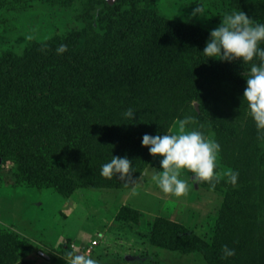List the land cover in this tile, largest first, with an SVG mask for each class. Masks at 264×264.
I'll use <instances>...</instances> for the list:
<instances>
[{
    "label": "rangeland",
    "instance_id": "374dc122",
    "mask_svg": "<svg viewBox=\"0 0 264 264\" xmlns=\"http://www.w3.org/2000/svg\"><path fill=\"white\" fill-rule=\"evenodd\" d=\"M197 2L206 15L190 16ZM138 7L185 29L204 32L205 44L226 12L243 10L253 22H264L262 0H115L111 4L106 0H0V59L12 56L14 73L28 78L38 50L61 44L70 52L102 47ZM140 35L137 52L170 62L160 74L163 88L126 80L125 52L118 54L116 65L96 74L94 95L72 71L51 63L47 68L57 74L62 88L55 99L81 90L77 102L63 100L54 106L65 112L70 124L85 122L82 113L87 111L86 122L91 118L113 126L125 118L126 111L116 97L135 89L131 107L133 116L145 120L136 126L142 133L176 132L179 121L191 116L186 128H197L219 142L214 176L194 183L188 171L182 170L181 178L189 183L187 192L179 196L165 193L154 179L161 167L160 154L152 155L148 162H133L138 181L126 184L118 176H102L101 165L112 154L127 155L122 147L98 134L89 141L74 138L62 147L50 145L41 139L38 129H28L40 114L23 110L37 102L9 90L0 80V130L21 146H9L13 151H7L8 158L0 162V264H68L69 250L90 255L99 264H212L193 246L212 241L235 172L237 177L251 175L264 182V129L257 128L243 99L248 67L237 64L228 72L198 71L180 56L182 50L174 38ZM167 73L169 78L176 77L175 85L169 86L174 109L169 108L168 114ZM205 95L210 100L207 117L202 115ZM175 110L179 115L173 118ZM244 129L248 130L245 136ZM132 140L136 144L137 138ZM243 140L256 142L255 155L254 145L241 143ZM30 149L45 156L49 167L59 161L66 164L61 191L38 185L28 164L19 163V157ZM258 214V222L264 225V211ZM176 230H185L187 236L175 239Z\"/></svg>",
    "mask_w": 264,
    "mask_h": 264
},
{
    "label": "trees",
    "instance_id": "16d2710c",
    "mask_svg": "<svg viewBox=\"0 0 264 264\" xmlns=\"http://www.w3.org/2000/svg\"><path fill=\"white\" fill-rule=\"evenodd\" d=\"M102 1L105 2V0ZM117 1L123 3L124 0ZM262 1L264 2V0ZM140 34L161 35L168 39L174 38L181 47L182 55L180 56L191 61L192 68L198 71L228 72L232 69L233 65L245 64L246 67H249L252 62H256L255 58L253 61L244 62L241 58H236L233 61H219L214 57H207L202 53L206 37L204 32L185 29L176 23L165 20L157 13L149 11L145 7H138V9L134 10L133 16L129 15L121 21L118 29L102 47L70 52L68 50L57 51L58 47L50 45L38 50L32 61L31 74L28 78L21 79L17 77L11 66L13 61L12 56L9 54L4 55L0 59V80L9 90L19 91L28 100L37 102L36 104L25 106L23 110L24 113L35 112L40 114V118L31 122L28 129L31 128L34 131L38 129V134L42 137L41 139H45L50 145L62 147V145L70 142L71 139L82 138L88 140L94 134H98L109 142L122 147L133 162H148L152 154L148 152L147 146L141 144L144 133H142L140 127H138L139 129L136 127L142 125L145 120H142L138 115L136 117L125 115V118L122 117L121 122L115 123L112 126L104 123L103 120H93L91 118L86 122L87 111H85L82 113L85 122L70 124L67 121L65 112L59 111L55 106L58 102H64L63 100L71 101L70 103L77 102L81 90L72 92L70 95H65L60 99H55L57 95L54 94L60 91L59 88H62L58 84L59 79L57 78V74L47 68L48 64L58 63L60 68L72 71L76 79H82L93 93L96 92L94 85L98 83L96 81V74H104L107 69L116 65L115 61L118 59V54L125 52L127 56L122 63H124L127 71L126 80L146 86L157 84L158 88H163L164 82L161 81L160 74H162L166 66L167 68L169 67L170 62L154 60L152 56L145 54L143 50V52H137L136 48ZM169 73L172 74V71ZM169 73H167V114L169 108L171 110L174 109L168 92L175 85L174 80L176 78L173 76L169 78V75H171ZM170 85L172 86L169 87ZM135 94L137 92L134 89L132 94L121 93L116 99L121 101L122 107L125 106L128 109L136 99ZM153 97V94H150L148 99L152 101ZM204 99L203 103L205 105L202 115L207 117L209 115L210 100L206 95ZM174 107L175 109L177 108L175 104ZM175 111H170V114L173 112L171 114L173 118L179 115V112ZM212 113L215 114V110ZM98 114L101 115L100 112ZM169 123V119L167 123H164L166 124L164 131ZM247 132L248 130L244 129L242 135H247ZM134 138H137L136 144L132 142ZM241 143L254 145L253 155L256 154V142H245L243 140ZM15 145H17L15 140L9 138L5 134L4 129H1V160L8 158L7 153L9 152L7 151H13L11 148L9 149V146H12L14 149L20 146L17 145L15 147ZM24 146L29 147L26 143ZM18 161L20 164L21 161L26 163V165L28 164L32 179L38 185L56 188L61 191L62 183L64 184L61 181H66V164L63 166L64 163L59 161L55 162V166L50 165L49 167L47 158L36 154L35 151L31 152V149L24 152ZM233 165L236 164L233 163ZM237 176L235 172L234 178L229 183L230 186L225 195L223 210L212 241L210 243L199 242V246L194 245L193 249L200 250L207 261L212 264H264V225L258 222V213L262 210L264 211V182L259 179L256 181L255 176L251 175ZM58 181L60 184L57 183ZM185 234V230H176L173 237L175 239L185 238L187 236ZM224 244L235 249V253L227 258H223L222 256V245Z\"/></svg>",
    "mask_w": 264,
    "mask_h": 264
},
{
    "label": "clouds",
    "instance_id": "9594fccd",
    "mask_svg": "<svg viewBox=\"0 0 264 264\" xmlns=\"http://www.w3.org/2000/svg\"><path fill=\"white\" fill-rule=\"evenodd\" d=\"M206 15L202 3L192 10L190 16ZM187 19V18H186ZM264 22H253V18L243 10H234L222 15L221 23L212 28L202 53L207 57L233 61L241 58L244 62L253 61L248 67L246 87L243 99L256 122L257 128L264 129ZM66 45L61 44L57 51H63ZM126 116L133 117L134 109L129 107ZM193 117L186 116L178 123V131L142 135L141 144L148 147L154 157L160 154V169L154 179L165 193L179 196L187 192L188 180L181 178V171L187 170L189 178L195 183L200 179L211 180L216 167V155L220 144L213 138L206 137L197 128H186ZM133 161L128 155H114L101 165L100 174L105 177L118 176L126 184L138 181L134 176ZM191 173V175H190ZM214 186V185H213ZM235 253V249L227 244L222 245V256L227 258ZM71 257L68 264H99L90 255L69 250Z\"/></svg>",
    "mask_w": 264,
    "mask_h": 264
},
{
    "label": "built area",
    "instance_id": "2783aa9c",
    "mask_svg": "<svg viewBox=\"0 0 264 264\" xmlns=\"http://www.w3.org/2000/svg\"><path fill=\"white\" fill-rule=\"evenodd\" d=\"M94 244H96V242L94 241V242H92V244L89 246L90 248L94 245ZM73 246V245H72ZM90 248L88 249V250H86V252H89L90 251Z\"/></svg>",
    "mask_w": 264,
    "mask_h": 264
},
{
    "label": "water",
    "instance_id": "95a60500",
    "mask_svg": "<svg viewBox=\"0 0 264 264\" xmlns=\"http://www.w3.org/2000/svg\"><path fill=\"white\" fill-rule=\"evenodd\" d=\"M108 3H113L115 0H106ZM0 162H1V158H0Z\"/></svg>",
    "mask_w": 264,
    "mask_h": 264
}]
</instances>
